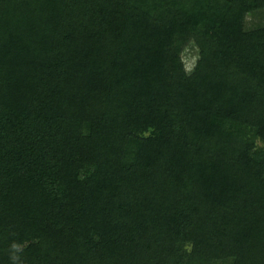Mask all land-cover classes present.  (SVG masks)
Wrapping results in <instances>:
<instances>
[{
    "label": "trees",
    "instance_id": "1",
    "mask_svg": "<svg viewBox=\"0 0 264 264\" xmlns=\"http://www.w3.org/2000/svg\"><path fill=\"white\" fill-rule=\"evenodd\" d=\"M257 11L0 0V264H264Z\"/></svg>",
    "mask_w": 264,
    "mask_h": 264
},
{
    "label": "rangeland",
    "instance_id": "2",
    "mask_svg": "<svg viewBox=\"0 0 264 264\" xmlns=\"http://www.w3.org/2000/svg\"><path fill=\"white\" fill-rule=\"evenodd\" d=\"M264 23V11H257L251 13L248 20H247V27L253 28L257 27L260 24ZM197 49L194 46H187L183 53L184 61L187 63L188 68H192L193 64H195L197 59Z\"/></svg>",
    "mask_w": 264,
    "mask_h": 264
}]
</instances>
